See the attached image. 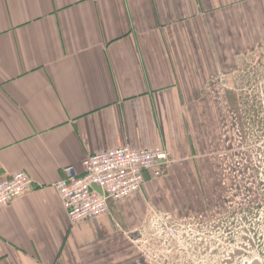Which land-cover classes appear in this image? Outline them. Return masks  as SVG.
Listing matches in <instances>:
<instances>
[{
	"label": "crops",
	"instance_id": "0c3cea01",
	"mask_svg": "<svg viewBox=\"0 0 264 264\" xmlns=\"http://www.w3.org/2000/svg\"><path fill=\"white\" fill-rule=\"evenodd\" d=\"M263 42L264 0H0V179L32 180L0 208V264H156L130 232L147 204L182 213V166L78 223L55 183L124 145L214 151L229 77Z\"/></svg>",
	"mask_w": 264,
	"mask_h": 264
},
{
	"label": "rangeland",
	"instance_id": "374dc122",
	"mask_svg": "<svg viewBox=\"0 0 264 264\" xmlns=\"http://www.w3.org/2000/svg\"><path fill=\"white\" fill-rule=\"evenodd\" d=\"M257 47L244 68L229 77L231 86L225 88L220 106L225 120L214 139V151L176 162L170 158L162 175H168L175 163L183 167L175 172L177 182L190 180L189 186L187 182L181 186L182 197H178L181 193L175 195L177 201H186L182 213L147 204L142 224L130 232L132 243L149 263L250 264L260 259L264 264V42ZM256 57L261 63L258 74L254 72ZM150 208L166 212L176 221L206 222L205 227H186L182 231L187 241L183 238L182 244L171 236L174 246L168 258L160 255L152 260L138 242V238L151 242L150 231L140 234L147 227Z\"/></svg>",
	"mask_w": 264,
	"mask_h": 264
},
{
	"label": "built area",
	"instance_id": "2783aa9c",
	"mask_svg": "<svg viewBox=\"0 0 264 264\" xmlns=\"http://www.w3.org/2000/svg\"><path fill=\"white\" fill-rule=\"evenodd\" d=\"M169 162L170 153L165 147L134 148L124 145L88 155L83 161L82 173L73 165L66 166V176L59 179L55 187L71 221L78 223L109 213L111 202L121 201L140 192L147 173L160 177ZM93 185L99 186L102 192ZM31 187L30 176L22 170L1 178L0 208L12 203ZM148 216L147 227L140 234L150 231L151 242L147 238H138V242L152 260H157L160 255L168 258L174 246L171 236L177 237L178 243L182 244V239L186 238L182 230L191 225L194 229L203 230L205 225L202 224L206 223L176 221L170 214L154 208H150ZM159 263L168 264L162 261Z\"/></svg>",
	"mask_w": 264,
	"mask_h": 264
},
{
	"label": "flooded vegetation",
	"instance_id": "af4514ba",
	"mask_svg": "<svg viewBox=\"0 0 264 264\" xmlns=\"http://www.w3.org/2000/svg\"><path fill=\"white\" fill-rule=\"evenodd\" d=\"M257 56V54H256ZM261 65L260 61H259V57H256V63H255V67H254V72L256 74H258V70H259V66ZM260 235H257V237H259ZM252 243V241H251ZM227 260H231V257L228 258ZM227 264V261L225 262ZM250 264H260V259L254 260L252 263Z\"/></svg>",
	"mask_w": 264,
	"mask_h": 264
},
{
	"label": "water",
	"instance_id": "95a60500",
	"mask_svg": "<svg viewBox=\"0 0 264 264\" xmlns=\"http://www.w3.org/2000/svg\"><path fill=\"white\" fill-rule=\"evenodd\" d=\"M93 187L96 188L97 190H99L100 192H102V189L99 186L93 185Z\"/></svg>",
	"mask_w": 264,
	"mask_h": 264
}]
</instances>
